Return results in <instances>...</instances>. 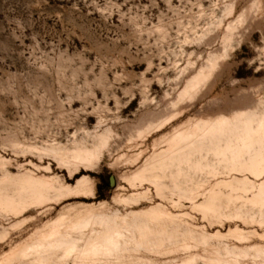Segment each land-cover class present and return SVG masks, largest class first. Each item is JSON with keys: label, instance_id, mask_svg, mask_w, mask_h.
<instances>
[{"label": "rangeland", "instance_id": "obj_1", "mask_svg": "<svg viewBox=\"0 0 264 264\" xmlns=\"http://www.w3.org/2000/svg\"><path fill=\"white\" fill-rule=\"evenodd\" d=\"M248 109L264 123V0H0V264H264V172L227 133L132 178L176 127Z\"/></svg>", "mask_w": 264, "mask_h": 264}, {"label": "bare ground", "instance_id": "obj_2", "mask_svg": "<svg viewBox=\"0 0 264 264\" xmlns=\"http://www.w3.org/2000/svg\"><path fill=\"white\" fill-rule=\"evenodd\" d=\"M217 62L210 61L209 65L202 67L198 73L189 81L183 91L180 93V98L192 97L199 89L202 83L208 81L213 74V70L216 67ZM247 110H236L232 115L220 114L212 118H201L194 123V126L200 132L201 136L197 139H192L191 135L185 134L183 126L176 127L172 132L166 135L162 142L175 141L176 144L168 149H162L160 152H154L151 156L147 157L142 165L138 167L132 175L133 180H154V177H159L155 173L156 169H163L165 165H169L176 159L180 160V149L179 144L181 140L187 139L186 144L191 148H200L206 140L212 135H218L221 137L224 134H228L226 139L218 138L224 141L222 153L227 161L230 162L231 167L234 169H243L252 172L254 175H261L264 172V155L261 152L264 149V123L257 122L254 126L257 118V114L252 109ZM171 118H167L158 123H154L148 126L147 133H151L154 130H158L164 126ZM90 152L85 150L83 157L86 158ZM27 178V177H26ZM28 181L33 185L36 196H43L46 188H52L51 184L47 182L36 181L33 177L29 176ZM29 183V182H28ZM29 183V184H30ZM86 177L81 178L78 181V187L86 185ZM155 183V182H154ZM30 186V185H29ZM46 187V188H45ZM243 188L248 186L243 185ZM238 186V188H242ZM30 188V187H29ZM54 188V187H53ZM29 190V189H28ZM31 191V189H30ZM35 198V197H34ZM37 198V197H36ZM215 196L211 198V205L214 206ZM252 202L264 201V181L261 182L258 192L253 194ZM121 233H110L106 235L100 243L94 245L92 250L104 251L108 253L112 250H118L121 248L119 237ZM76 247L74 242H70L68 245L69 250H73Z\"/></svg>", "mask_w": 264, "mask_h": 264}]
</instances>
